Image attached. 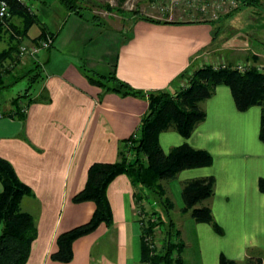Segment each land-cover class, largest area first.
Here are the masks:
<instances>
[{
    "label": "crops",
    "instance_id": "obj_1",
    "mask_svg": "<svg viewBox=\"0 0 264 264\" xmlns=\"http://www.w3.org/2000/svg\"><path fill=\"white\" fill-rule=\"evenodd\" d=\"M25 2L37 21L29 25L22 43L39 36L40 24L54 33L49 47L23 57L3 74L4 82L28 84L31 68L35 64L41 68L34 90L17 100L24 107V117L13 112L12 99L7 109L0 110V156L11 162L31 189L20 199L22 210L33 215L37 231L25 264H142L136 187L125 173L117 174L106 188L112 224L101 222L75 239L71 260L50 257L56 236L87 221L95 208L92 200H72L85 184L88 166L94 161L116 160L121 140L139 127L148 107L146 97L102 93L80 65L103 74L114 71L144 91H175L184 83L178 75L186 67L210 61L217 37H212L214 25L134 16L117 26L108 17L93 21L60 0H37V5ZM11 21L21 24L22 18L11 16ZM7 45L8 40L0 36V50ZM254 53L258 61L264 59V45ZM202 105L205 117L188 137L173 128L158 135L165 152L187 141L212 154L210 164L184 168L175 177L161 180L173 201L179 197V208L184 181L214 177L213 194L203 203L211 207L223 232L208 222L181 217L182 264H218L221 253L242 261L248 248L259 249L264 260V194L258 187L259 177L264 176V142L258 135L261 107L238 109L224 83L216 85Z\"/></svg>",
    "mask_w": 264,
    "mask_h": 264
},
{
    "label": "trees",
    "instance_id": "obj_2",
    "mask_svg": "<svg viewBox=\"0 0 264 264\" xmlns=\"http://www.w3.org/2000/svg\"><path fill=\"white\" fill-rule=\"evenodd\" d=\"M6 1L9 5V15L0 18V34L4 30L9 40L7 47L0 51V62L5 57H10L14 59L15 66L17 61L22 59L18 56L19 46L23 44L22 40L29 25L37 21V17L34 10H31L32 8L23 1ZM60 1L67 8L84 14L79 9L80 7L75 5L74 0ZM258 1L241 0L245 5H255ZM12 15L20 16L22 23H12L10 19ZM88 16L93 21L99 22L100 17L97 14L91 13ZM135 17L156 22H183V20L160 19L144 14ZM204 20L211 22L208 19ZM40 28L39 36L32 43H38L50 37L52 41L47 46L49 47L53 42L54 33L46 30L42 24ZM218 32V28H214L212 37H215ZM80 68L91 83L101 88L102 93L112 91L120 95L146 97L148 107L141 117L139 127L121 140L116 160L94 161L88 166L85 184L73 195L72 200L74 202L92 200L95 208L87 221L72 226L56 236V248L50 252V257L60 261L71 260L73 257L72 244L75 239L90 233L101 222L107 225L112 224V208L106 188L117 174L125 173L136 187V201H139L138 198H145L148 195L147 191H150L155 197L153 201L162 207L160 210L151 204V209L146 212V218L141 217L139 220L140 261L142 264H182L181 251L185 241L178 223L181 217L190 216L196 221L208 222L215 231L223 232L212 214L211 207L203 203V200L213 194L214 177L209 175L184 181L181 187L183 205L177 209L179 213L175 215L176 217L172 213L175 203L167 194L166 187L161 180L175 177L184 168L210 164L212 154L204 148L193 147L187 141L172 146L165 152L159 142V132L173 128L183 137H188L196 124L205 117L202 102L214 93L216 85L224 83L230 87L238 109L245 110L251 105H260L258 135L264 142V71L255 67L240 70L229 63L190 64L178 75V78H184L186 83L184 82V85L182 84L175 91L168 89L144 91L119 78L114 71L103 74L85 65H80ZM31 69V73L28 74L27 87L22 94L12 98V103L15 105L13 112L21 118L24 117V107L17 104V100L27 93L41 73L39 64H35ZM2 74L0 73V84H4L5 81ZM44 99L48 100L49 97L46 96ZM0 181L2 184L0 190V264H25L30 254L31 242L37 231L33 215L22 210L20 199L29 194L31 189L19 178L11 162L3 156H0ZM258 187L264 194V176L259 177ZM157 230L162 233L158 238V244L155 242ZM218 264H264V260L259 249L248 248L242 261L221 253Z\"/></svg>",
    "mask_w": 264,
    "mask_h": 264
},
{
    "label": "rangeland",
    "instance_id": "obj_3",
    "mask_svg": "<svg viewBox=\"0 0 264 264\" xmlns=\"http://www.w3.org/2000/svg\"><path fill=\"white\" fill-rule=\"evenodd\" d=\"M29 1L34 5L38 3L37 0ZM74 3L84 14L94 13L99 17L112 18L113 24L117 26L122 25L123 20H130L139 14L170 20H211L213 27L218 28L219 32L211 45L210 61L205 63L213 65L229 63L235 67L241 65L242 70L246 67H255L264 71L263 57L258 61V55L254 53L264 45V0H259L255 5H245L239 0L237 6L232 7L228 0H74ZM29 6L31 5L28 4ZM0 36L9 40L4 30ZM217 47L218 49L214 50ZM14 64V59L5 57L0 62V73L5 74L12 70ZM182 80L185 82L184 78ZM27 85L22 80L0 84V110L7 109L10 99L22 93ZM33 87L34 84L30 88L31 91L34 90ZM147 192L145 198H138L139 201H136L138 220H141V217L146 218V212L151 209V204L162 210L161 205L153 201L154 195L150 191ZM174 203L176 211L174 208L172 213L176 217L175 215L179 213L177 210L179 197L174 198ZM155 235V242L158 244V238L162 233L157 230Z\"/></svg>",
    "mask_w": 264,
    "mask_h": 264
},
{
    "label": "built area",
    "instance_id": "obj_4",
    "mask_svg": "<svg viewBox=\"0 0 264 264\" xmlns=\"http://www.w3.org/2000/svg\"><path fill=\"white\" fill-rule=\"evenodd\" d=\"M23 1L25 4L28 5L25 0H20ZM237 2L239 0H228V4L232 6H237ZM31 7V6H29ZM9 15V5L6 0H0V18L7 17ZM195 20V19H194ZM52 39L50 37L46 39L40 40L38 43H23L19 46V51H18V56L19 58H23L25 56H34L40 48L47 47L51 43ZM237 67L242 70L241 65H237ZM146 264H151V263H146Z\"/></svg>",
    "mask_w": 264,
    "mask_h": 264
}]
</instances>
